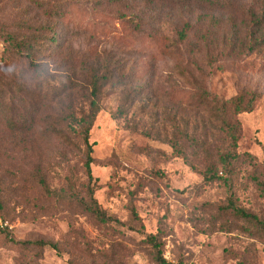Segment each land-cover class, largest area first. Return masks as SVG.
I'll return each mask as SVG.
<instances>
[{
  "label": "rangeland",
  "instance_id": "1",
  "mask_svg": "<svg viewBox=\"0 0 264 264\" xmlns=\"http://www.w3.org/2000/svg\"><path fill=\"white\" fill-rule=\"evenodd\" d=\"M51 1L67 8L66 18L57 23L60 44L52 68L64 63L69 52L77 59L112 54L129 77V86L110 88L101 97L90 130L94 195L119 225L98 226L48 200L30 181L37 165L47 169L55 162L48 146L35 134L16 145L0 128V264H15L19 256L4 232L16 240L56 243L59 251L45 246L38 264H157L146 244L149 234H158L160 253L171 264H236L225 249L246 251L251 240L224 231L200 205L223 202L225 180L233 184L240 203L264 214L255 184L262 178L264 39L256 40L261 31L249 28V21L264 12V0H237L231 9L193 0H145L131 9L140 25L122 0ZM25 9L35 12L31 0H6L0 5V21ZM3 50L0 40V60ZM130 88L141 89L133 104ZM199 88L221 100L240 91L259 94L251 112L235 116L240 156L232 173L217 163V154L229 151L227 137L211 131L206 111L193 103ZM180 116L189 130L198 126L199 137L205 132L219 180L204 183L197 171L171 156L166 135L175 118L182 125ZM69 157L80 174L81 157ZM191 160L197 169L206 166L201 159ZM50 168L60 169L58 163ZM131 210L142 228L130 223ZM251 249L248 258L254 255L255 264H264V238Z\"/></svg>",
  "mask_w": 264,
  "mask_h": 264
},
{
  "label": "trees",
  "instance_id": "2",
  "mask_svg": "<svg viewBox=\"0 0 264 264\" xmlns=\"http://www.w3.org/2000/svg\"><path fill=\"white\" fill-rule=\"evenodd\" d=\"M5 1L0 0V5ZM142 1L145 0H122L124 7L130 10V17L138 24L137 14L131 9ZM156 1L184 4L191 0ZM193 1L216 9H231L237 3V0ZM31 3L34 5L33 14L25 9L9 20L0 21V40L4 43L0 60V128L16 145L18 141L26 142L35 134L38 142L48 146L50 155L55 159L52 164L58 163L60 169H51L52 164L47 169L37 165L30 173V181L41 189L48 200L88 217L98 226L117 227V217L102 208L94 195L90 130L100 110L101 97L110 88L129 86V77L124 72V64L112 54L77 59L74 53L69 52L64 63L55 66L56 69L52 68L51 59L60 44L57 23L66 18L67 8L51 0H31ZM253 18V22L249 21V28L254 26L256 33L261 31L256 40L264 39V12ZM130 93H133V104L141 95V89L130 88L128 96ZM26 97L32 100L28 102ZM258 99L259 94L255 91H240L227 100L218 99L201 88L197 95H192L195 106L206 111L209 129L227 137L229 151L218 153L217 163L225 170L228 168L230 173L233 172V162L240 156L236 152L239 127L235 116L251 112ZM174 120L171 133L166 135L172 148L171 156L181 158L197 171L202 182L219 180L208 139L203 136L205 132L202 130L203 135L199 137L196 124L189 130V122L182 116L181 126L176 125ZM160 135L158 130V137ZM72 153L82 159L80 174L71 165L69 154ZM262 153V178H256L255 184L264 201V145ZM192 158L205 162V168L197 169ZM222 181L228 189L225 200L221 203L206 202L200 206L215 221H220L224 231L243 234L251 240L246 251L225 249L226 256L236 264H255L254 255L248 258L247 253H252L251 246L255 240L264 238V214H258L240 203L233 184ZM131 216L134 219L130 223H137L142 228L134 210H131ZM4 237L18 251L15 264H38L45 246L59 251L58 245L51 241L16 240L8 232H4ZM146 244L153 249L150 255L157 264H171L160 253L158 234L146 236Z\"/></svg>",
  "mask_w": 264,
  "mask_h": 264
}]
</instances>
